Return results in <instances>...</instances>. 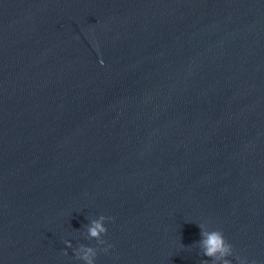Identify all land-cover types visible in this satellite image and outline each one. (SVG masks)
Here are the masks:
<instances>
[{"label":"water","instance_id":"obj_1","mask_svg":"<svg viewBox=\"0 0 264 264\" xmlns=\"http://www.w3.org/2000/svg\"><path fill=\"white\" fill-rule=\"evenodd\" d=\"M82 244L264 264V0H0V264Z\"/></svg>","mask_w":264,"mask_h":264},{"label":"clouds","instance_id":"obj_2","mask_svg":"<svg viewBox=\"0 0 264 264\" xmlns=\"http://www.w3.org/2000/svg\"><path fill=\"white\" fill-rule=\"evenodd\" d=\"M106 217L101 215L99 220H94L88 228V234L90 237L95 238L98 244H104L105 241L101 238V234L107 232V228L101 223ZM111 219L110 217H107ZM201 244L204 247V255L208 257H214L215 259H221L231 256L233 254V246L226 240L223 232L219 229H214L210 232H205L201 228ZM68 247H71L69 241H65ZM111 247V245H109ZM107 251V249H101ZM98 254V249L92 246L81 245L76 250V258L85 262V264H95V258ZM237 259H240L237 257ZM202 264H207V261H202ZM223 264H232L231 260L223 259Z\"/></svg>","mask_w":264,"mask_h":264}]
</instances>
